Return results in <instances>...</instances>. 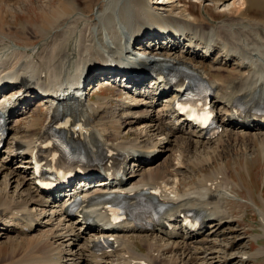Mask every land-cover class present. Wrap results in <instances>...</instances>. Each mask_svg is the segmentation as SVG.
Returning a JSON list of instances; mask_svg holds the SVG:
<instances>
[{
    "label": "bare ground",
    "instance_id": "obj_1",
    "mask_svg": "<svg viewBox=\"0 0 264 264\" xmlns=\"http://www.w3.org/2000/svg\"><path fill=\"white\" fill-rule=\"evenodd\" d=\"M154 1L102 0L92 22L79 30L77 23L85 14L51 9L50 15L62 11L54 24L49 23L53 16L42 22V32L51 31L43 43L24 48L23 54L17 53L15 45L0 50V110L6 112L10 141L0 160V238H9L13 244L12 233L25 236L26 248H34L28 252L32 254L28 264H230L234 260L245 264L264 256L263 247L245 252L237 241L244 234L226 236L237 231L231 227L235 220L223 200H239L238 195H230L228 186L242 187L240 173L233 169L238 186L225 165L212 175H200L182 163L200 153L228 150L230 142L237 141L242 142L245 157L254 154L264 161V125L256 121L264 109V26L246 15L250 3L264 4V0H241L237 8L228 0H194L218 2L222 13L237 9L236 17L211 27L199 24L187 8H175L177 1L157 0L161 1L158 5ZM70 39L74 42L67 43ZM141 42L147 45L144 51ZM177 49L181 54L177 55ZM170 66L189 71L213 91L211 105L221 128L215 138H206L179 115L174 105L180 94L173 85L158 83L156 78L146 83L151 72ZM207 66L212 73L206 71ZM93 80L104 83V89L117 88L116 97L94 101L89 93ZM35 98L39 105L27 110ZM40 109L45 115L37 127L34 117ZM24 110L23 120L28 122L19 129L22 118L17 115ZM58 114L69 118L61 135L78 149L77 156L94 160L113 152L125 179L80 183L75 191L60 195L41 191L33 154L52 131ZM176 151L181 156L178 164L174 163ZM165 152L175 155L172 168L151 165ZM146 164L151 166L146 168ZM240 172L250 176L248 164ZM192 178L193 182L186 183ZM247 192L249 205L264 224V210ZM109 194L137 196L128 202L131 213L140 211L143 197L160 201L166 213L150 230L133 221L112 223L108 208L86 204ZM79 195L81 206L73 215L67 214L65 207ZM190 213L200 222L197 231L184 226ZM263 237L264 233L253 240ZM98 242H108L111 250L97 251Z\"/></svg>",
    "mask_w": 264,
    "mask_h": 264
},
{
    "label": "rangeland",
    "instance_id": "obj_2",
    "mask_svg": "<svg viewBox=\"0 0 264 264\" xmlns=\"http://www.w3.org/2000/svg\"><path fill=\"white\" fill-rule=\"evenodd\" d=\"M65 1L67 0H0V34H2L0 36H4V38H6V41L5 40L3 42L0 41V50H3L7 47L13 48V45H15L18 47L17 53L19 52L23 54L24 48L40 45V43H43V41L46 40V38L49 36V33L51 32L49 29L45 32H42L41 28L44 25L43 23H45L46 20L50 19V16H53L49 23L54 24L60 18V16H56V15L59 14L62 10H63L62 13L71 11L69 12L70 14H73V13L85 14L83 15L82 18L79 19L77 23L79 27L78 30H79L83 26H86L87 24L92 22L91 16L96 11H98V8L101 5V4L99 5V3L102 0H69L71 3L67 5L64 4ZM156 1L157 0H155L154 2ZM163 1L165 2L166 0H163ZM195 1L194 0H180V1H177L174 7L183 8V9L187 8L188 11L193 13L194 18L197 20L199 24L208 25L209 27H211V26L219 24L221 21H224L228 18L236 17L238 15L236 8L238 7L239 2L241 0H228L227 1L228 4H230V6L234 4L236 8L233 9L232 12L226 11L225 13H222L221 11L217 9L218 2L225 1V0H218V2H213V3L212 2H202L203 4L196 3ZM158 3L156 2L157 5ZM56 8H61L62 10L59 11L58 13H54L50 15V10L56 9ZM261 8L264 9V4H259L253 1L246 8L247 9L246 15L248 16V18L253 19L256 22H259L261 25L264 26V14L261 13L264 11H261ZM211 19H213L214 21ZM70 42L71 43L74 42V39H70V41L67 43H70ZM143 42H141L140 44V45H143L141 46L140 50L144 51L147 48L145 47L147 45L145 43L143 44ZM162 48L166 49V46H162ZM28 52L29 50H27V53ZM176 53L177 55L181 54V51L177 49ZM211 61L212 60L209 59L207 63ZM206 71L207 72L210 71V73H212L210 68H208V66L206 68ZM99 79L101 81L103 78H99ZM98 83H99L98 80H93L89 84L90 89L93 91H96L97 88H102L101 89L102 91H98L96 93H94L93 91L89 92L90 94H93L94 101L102 102L104 101L105 98L112 97L114 96V94H115L114 97H116L117 88L111 89V90L104 89L106 85H104V83L98 85ZM13 90L11 88V90H8L6 93L13 91ZM37 101H38V98H35L32 102H29L28 106H26L27 110L29 107H30V110L32 111L36 109L37 106L39 105L38 103H36ZM113 104H114L113 106H115V103ZM27 110L26 111L24 110V112H21L20 114L17 115L19 116V119L22 118L21 120H19V127H18L19 129H22L24 126L27 125L26 123L28 122V119L25 121L23 120L24 119L23 117L27 116L25 115ZM44 115H45V110L40 109V113L38 114V116L34 117V120L38 121L37 127L39 126V124L43 122ZM13 123L14 122H11V125H13ZM126 138L132 139L131 136H127ZM8 141H9V137L6 138V140L4 141L3 145L0 148V160L1 158H4V151L6 150ZM241 143H242L241 141L239 142L237 141L233 143L230 142L231 147L228 146L230 151L229 149L228 150L224 149V151L216 152L215 154L213 153V151H212V154L210 152L200 153L193 157L191 156V158H187V159L185 158L186 160L183 159L182 163L187 165L190 169H195L196 172H201L200 175H212L215 172H219L221 168L225 165L227 169L226 172H228V175L232 177L233 181L236 182L238 186L240 185L239 184L240 180L237 174L235 173V171L240 173V177L243 183L242 187L238 188L233 185H229L228 190L231 193L230 195H238L239 200L241 201L244 200L246 203L241 202L239 200L237 201L232 198H231L232 200L231 199L223 200V205L225 207V210H227V212L229 211L230 215H232L235 220V222L231 225V227L235 231H237L229 235L227 234L226 236H227V239H229L230 237L231 238L235 237L236 234H244L243 236L245 238L239 240L238 238L239 236H238L237 241L242 243V246L245 248L244 249L245 252L253 253L259 247L264 248V237L261 239H258L257 241L253 240V237L263 236L264 224L260 222L261 219L259 218L258 214L253 209V207L249 205L248 202L250 198H249L247 191L248 189L250 190L252 199L255 202V204L259 208H261V210H264L263 209L264 207H262L263 206L262 202H264V161L258 160L257 156L254 154L252 155L250 154L248 155L249 157L248 156L245 157L243 150H242V146H241L243 144ZM161 147H158L157 149L158 150L162 149ZM251 147L253 148L252 145ZM172 149L174 150L175 148H172ZM24 150H25V147H23L22 151ZM176 152H177L176 154L178 155V160L175 161L174 163L177 162L178 164L181 162V156L178 151ZM159 153H161V151H159ZM174 158H175V155H171L170 153L165 152L151 165H154L155 163H157V165L160 164L159 166H164L167 168V166H170V164H172V161ZM245 159L247 161L246 163H245ZM20 162L21 160H19V163ZM247 164L250 169V172H249L250 176H248L246 173L240 172V167L247 165ZM151 165L146 164L145 167L147 168L148 166H151ZM170 167L172 168V166ZM233 169H235V171ZM208 171H211V172H208ZM223 177L225 178V182L228 181L227 175L225 176L223 175ZM187 181L188 182L186 183L193 182L194 178L188 179ZM34 233H29L28 235H32ZM11 235L12 236L10 237L11 238L14 237L13 240H15L13 244L8 243L10 242L9 238H0V264H28L29 262L28 258L31 257L32 255V254L31 255L28 254V252L33 253L34 248L29 247V249L31 250L26 248L25 241H23L25 239V236H16V233H12ZM135 241H138V240L136 239ZM137 246L142 248L138 244ZM142 249H140L141 252H143ZM233 252H237V249L234 250ZM24 256L25 257L27 256V259H25ZM21 258L22 260H20ZM9 259H10V262H9ZM16 260H19L22 263ZM230 264H240V263H237V261L234 260V262L232 261ZM245 264H264V256L255 257L253 260L249 262H245Z\"/></svg>",
    "mask_w": 264,
    "mask_h": 264
}]
</instances>
